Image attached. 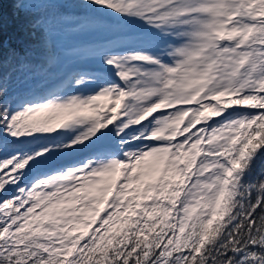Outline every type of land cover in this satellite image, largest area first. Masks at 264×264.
Returning a JSON list of instances; mask_svg holds the SVG:
<instances>
[{"label":"snow or ice","instance_id":"snow-or-ice-1","mask_svg":"<svg viewBox=\"0 0 264 264\" xmlns=\"http://www.w3.org/2000/svg\"><path fill=\"white\" fill-rule=\"evenodd\" d=\"M16 7L45 52L0 88V264H264V0Z\"/></svg>","mask_w":264,"mask_h":264},{"label":"trees","instance_id":"trees-1","mask_svg":"<svg viewBox=\"0 0 264 264\" xmlns=\"http://www.w3.org/2000/svg\"><path fill=\"white\" fill-rule=\"evenodd\" d=\"M16 2L17 0H0V88H3V77L10 74L8 80L10 95L24 91L39 82L37 79H26L27 73L19 68L22 62L20 57H24V63L36 65L42 62L45 52L41 46V31L26 27L31 17L26 16L23 10L17 8ZM32 32H35L34 36ZM10 50H14L19 56L8 63ZM56 83L59 81H49L50 85ZM78 91L86 92L87 88L73 86L66 90V94H76ZM261 164H264V159L257 161L256 170L250 177L253 182L264 178L259 173Z\"/></svg>","mask_w":264,"mask_h":264}]
</instances>
